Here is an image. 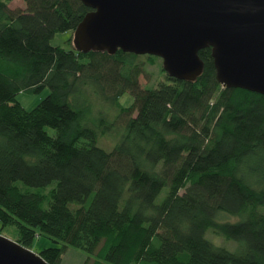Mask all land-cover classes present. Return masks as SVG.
Returning <instances> with one entry per match:
<instances>
[{
  "label": "trees",
  "instance_id": "trees-1",
  "mask_svg": "<svg viewBox=\"0 0 264 264\" xmlns=\"http://www.w3.org/2000/svg\"><path fill=\"white\" fill-rule=\"evenodd\" d=\"M12 1L0 0V233L15 225L28 248L49 237L51 264L68 246L84 264H264V94L224 87L205 48L203 74L142 122L153 87L140 77L162 58L54 46L66 31L74 44L92 8ZM47 87L31 110L17 99Z\"/></svg>",
  "mask_w": 264,
  "mask_h": 264
},
{
  "label": "water",
  "instance_id": "water-1",
  "mask_svg": "<svg viewBox=\"0 0 264 264\" xmlns=\"http://www.w3.org/2000/svg\"><path fill=\"white\" fill-rule=\"evenodd\" d=\"M82 1L92 10L75 30L78 50L156 55L169 75L196 81L211 47L224 87L264 94V0ZM0 264L51 263L0 233Z\"/></svg>",
  "mask_w": 264,
  "mask_h": 264
},
{
  "label": "rangeland",
  "instance_id": "rangeland-1",
  "mask_svg": "<svg viewBox=\"0 0 264 264\" xmlns=\"http://www.w3.org/2000/svg\"><path fill=\"white\" fill-rule=\"evenodd\" d=\"M10 5L13 8H23L26 6L24 0H13ZM72 37V31L59 32L52 39V44L54 46L60 45L66 49H71L74 47L73 42L70 41V38ZM204 51L210 57H212L210 47H207ZM162 68L163 60L159 59L155 64L149 65L151 75H142L140 77V80L144 86L149 85L153 87L152 96L146 106L141 110H137L134 114L142 122H149L150 120L160 118L166 107L168 108L171 97L181 84L182 80L169 75L166 70H164L163 72L161 70ZM49 93L50 89L48 87L39 93L22 91L19 93L17 99L26 109L31 110L35 108ZM133 100L134 98L130 93H126L121 98V102L125 106L131 105L133 103ZM48 130L51 134L55 132V130L51 127H48ZM99 144L102 146L105 145L106 148H110L114 145V142L112 139L104 138L103 141H100ZM29 189L33 191L37 190V188L33 187H29ZM168 190V187L163 190L158 198V201H161L166 196ZM238 218L239 217L233 216L232 219L237 220ZM2 234L8 236L9 238L16 239L18 236L17 227L15 225H11L7 227ZM207 238L217 245L227 246L226 244H228L229 246L233 247V244L226 242L228 240H225V237L214 233L212 229L207 232ZM55 245L58 244H55L49 237L38 236L31 246V249L37 253H40L44 248ZM90 256L91 254L80 248L68 246L66 247L60 264H84Z\"/></svg>",
  "mask_w": 264,
  "mask_h": 264
}]
</instances>
